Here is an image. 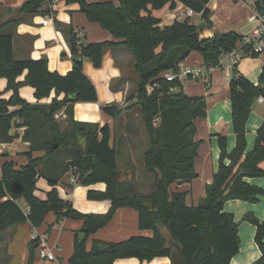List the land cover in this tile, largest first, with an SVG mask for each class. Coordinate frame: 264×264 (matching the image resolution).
<instances>
[{"label": "trees", "instance_id": "obj_1", "mask_svg": "<svg viewBox=\"0 0 264 264\" xmlns=\"http://www.w3.org/2000/svg\"><path fill=\"white\" fill-rule=\"evenodd\" d=\"M63 1L79 6V11L90 22L100 24L113 39L85 43L79 39L77 31L70 28L68 39L73 65L67 74H62L49 69L47 57L17 59L12 33L5 31L6 23L0 26V78L6 77L7 89L13 91L8 99H3L0 92V143L13 142L18 135L12 134V129L21 127H25L21 138L29 143L26 163L16 167V162L9 159L1 167L0 233L28 220L39 227L50 212L49 204L62 202L64 210L56 211V218L83 220L81 232L86 234L84 239L78 234L75 236L74 251L67 264H113L122 257L144 261L157 256L171 257L177 251L183 264H231V259L240 251V235L238 222L234 214L224 211V203L234 198L258 202L259 197L264 196V188L245 179L264 178V122L256 130L253 149L246 152V125L252 104L257 97H264V67L256 85L235 65L229 86L235 148L230 152L227 136L218 135L219 168L212 182L206 185L199 203L189 206L187 191H170V186L191 182L198 176L194 160L199 141L195 140L194 121L206 117V100L203 95H188L183 84L165 80L163 74L168 69H177V65L194 51L200 52L207 67L217 66L221 55L229 52L242 35L229 30L213 38H203L199 26L190 17L162 26L161 18L155 15V11L164 7L175 9L177 2H181L200 13L211 27V11L207 7L210 0ZM44 2L46 0H25L20 11L50 15L54 12L52 8L41 9ZM262 2L264 0H257L256 4L260 6ZM116 47H124L133 54L134 69L138 73L135 99L132 105L124 108L114 103L102 109L115 119L130 107L139 108L149 136L143 163L147 171L153 173L155 185V191L147 195L140 190L133 196L135 179H120V151L116 143H111L113 135L109 123L100 126L73 118L76 102L98 101L97 87L82 69L84 59L99 68L103 53ZM24 71L27 73L25 79L18 81ZM154 82H159L161 87L149 92L147 84ZM22 85L35 89L38 100L49 97L53 91L56 96L50 103H31L21 97L19 88ZM171 87L177 90L170 91ZM62 94L64 97L59 100ZM61 111L66 115L65 124L56 118ZM157 117L160 118L158 122ZM55 143L58 145L53 149ZM61 149H66L65 156H61ZM38 151L42 154L36 155ZM72 166L79 168L77 184H107L104 191L89 189L87 193L89 199L112 201L105 213H83L73 202L59 197L56 184ZM40 176L53 187L46 199L35 194ZM13 181L24 186L21 194L13 193ZM21 200L26 202L28 210L23 209ZM122 206L135 209L139 227L153 231V235L131 236L120 242L95 239L90 250L86 249L89 235L104 228ZM244 220L255 226L254 240L261 250V256L252 264H264V220L258 219L253 212L246 214ZM37 248L38 242L30 240L27 264H33L38 256Z\"/></svg>", "mask_w": 264, "mask_h": 264}, {"label": "crops", "instance_id": "obj_2", "mask_svg": "<svg viewBox=\"0 0 264 264\" xmlns=\"http://www.w3.org/2000/svg\"><path fill=\"white\" fill-rule=\"evenodd\" d=\"M60 1L64 4L65 8L63 10L58 6V0L44 2L41 8L42 11L47 8H52L54 11L50 15H46L43 12L34 14L21 12L20 7L25 0H0V26L2 23H6L5 29L12 33L14 54L17 59L47 57L50 70L67 74L73 65L68 39L70 28L73 27L76 31L84 32L82 41L84 42L86 38L85 43L112 40L113 38L100 24L90 22L86 15L79 11V6L76 4H65L63 0ZM99 1L101 0L90 2ZM228 2H231V0H210L207 7L212 11L219 4L225 5ZM241 2L242 4L237 3L236 5L237 8L242 10L241 12L229 13L223 20L213 24V22L217 21L214 14L212 16L213 20H211L212 26L201 29V37L209 38L213 37L215 32L225 33L229 32V30L236 31L241 35L252 32L254 25L249 21V15L252 12L253 4L257 1L242 0ZM52 3H54V6H52ZM180 4H183L187 8L184 3L177 2L175 9L169 8L163 14H158L163 9L155 11V15L159 16L162 20V26L171 24L176 19H182V9H178ZM129 52L124 47L107 49L103 53L102 63L99 68L95 67L89 59H84L82 69L94 83L95 87H97L98 101L76 102L73 109V118L75 120L95 122L99 123L100 126L109 123L113 135L111 143H116L117 146H119L118 142H120L122 137L118 133V122L122 117L124 120L126 119L124 116L125 112L114 119L103 111L102 107L107 104L116 103L119 107L124 108L130 101H134L135 99L134 95L137 90L136 78L126 70L127 64L133 57V54L130 52L131 56ZM259 56L253 57L252 65L248 64L249 61L247 60L242 61L244 58L237 64L239 72L256 85L259 84V76L264 67V54H262L261 59H258ZM249 65L254 66L255 69L250 70ZM26 74V71H24L18 77V81H23ZM211 86L212 84H210ZM19 89L21 97L31 103H50L53 97L56 96L55 91H53L49 97L38 100L35 97V89L31 86L22 85ZM0 92H5L4 97L1 96L3 99H8L13 94L12 90L7 89L6 77L0 78ZM63 97V94L59 95L58 99L61 100ZM257 101L261 105H264V102H260L258 99ZM11 109L14 110L16 107H11ZM231 110V99L228 88L220 95L214 96L211 94L206 102V117H199L194 121L197 132L195 140L199 141L198 155L194 160L198 176L191 182H185L184 184L175 183L170 186V191H187L186 203L189 206H195L199 203L202 196L205 195L206 185L212 182L213 175L219 168L218 161L221 149L218 144V135L224 134L227 136V148L230 152L235 148L236 133L233 130V115ZM61 113L66 117L64 111H61ZM249 115L246 125L248 131L246 135V152L253 149L257 137L256 130L264 122V107L252 108ZM24 129L25 127L12 129V134L17 133L18 137L13 142L0 143V179L2 177L1 167L6 160H14L16 167L21 166L28 160L25 153L29 151V143L21 138ZM38 154H42V151L36 152V155ZM226 163H229V161L226 160ZM262 166L264 167V162ZM65 176H67L66 179L63 177L60 181L65 188L66 196H61L59 193L58 186L60 181L56 184L60 198L73 202L74 207L83 213H105L110 208L112 201L109 199L95 200L87 198L89 189L104 191L107 184L98 182L88 185L87 191L83 190L82 198L79 200L76 198L77 191L80 188L79 184L71 185L68 182L70 174L67 173ZM40 177L37 180L36 186ZM245 179L248 183H255L264 188V178L262 177ZM48 186L50 188L46 190L44 197H39L36 193L37 191L35 192L36 196L46 199L47 192L53 189L51 185L48 184ZM20 203L23 209L28 210L26 202L21 200ZM224 211L234 214L235 220L238 222L240 235V251L231 259V264H252L261 256V250L254 240L256 228L252 223L245 221L244 216L253 212L258 219L264 220V196H260L258 202H248L240 198L229 199L224 203ZM45 218V221L39 227H34L28 220L0 233V264H27L29 256L28 243L31 240L30 234L34 229L40 234L44 232L49 234V245L54 248L56 260L50 261L42 257L40 258L38 255L34 259L33 264H67L74 251L75 236L81 233L83 220L69 218L58 220L53 212H49ZM138 235L152 236L153 231L141 229L139 227L138 212L131 207L122 206L117 209L114 218L104 228L89 235L86 249L90 250L95 239L104 242H120L131 236ZM171 263H173L171 257L167 256H157L152 260L144 261L135 257H122L113 262V264Z\"/></svg>", "mask_w": 264, "mask_h": 264}, {"label": "rangeland", "instance_id": "obj_3", "mask_svg": "<svg viewBox=\"0 0 264 264\" xmlns=\"http://www.w3.org/2000/svg\"><path fill=\"white\" fill-rule=\"evenodd\" d=\"M48 0H46L47 2ZM90 1H96V0H90ZM250 1V0H248ZM257 1V0H256ZM45 2V3H46ZM237 3L242 4L241 1H236V0H231V2L226 3L225 5L219 4L218 7L215 9H212L211 15L209 18L212 19V16L215 14V17L217 21L213 22H219L220 20H223L225 16H227L229 13H238L241 12L240 8H237ZM251 3V2H250ZM58 6L60 9H64V4L62 1L58 0ZM169 7H165L162 11H159L158 14H163L165 11H167ZM178 9H182V12L186 10V7L183 4H180L178 6ZM19 12V11H17ZM16 12V13H17ZM20 13V12H19ZM182 19L186 18L185 14H181ZM190 19H192V22L195 23L196 25H200V22L203 21L201 18V14L196 12ZM168 20V19H166ZM220 29V28H219ZM201 30V29H200ZM211 30V28H210ZM5 31H7L5 29ZM10 32V31H7ZM222 33H214L213 36L215 35H221ZM213 38V37H209ZM86 41V38L84 39V42ZM130 53V52H129ZM131 54V53H130ZM261 53L259 54V58L261 59L262 57ZM132 56V54H131ZM249 61L248 64L252 65V60H254L253 57H246L242 61ZM186 65L190 66L191 68H201L205 66V63L203 62V58L198 51L192 52L187 58L185 59ZM249 65V66H250ZM254 67V66H253ZM250 66V70L255 69ZM126 70L130 73V75L134 76L136 78V84H137V78H138V73L134 69V59L132 57L131 61L127 64ZM212 78L210 79V83L212 86L210 87V83H208L204 78L198 77V79H193L191 77L183 79L182 83L183 84V89L184 91L190 95V96H199L203 95L205 97V100L207 102V99L211 96V94L215 95H220L224 93L230 86V76L227 75V73L221 69H215L212 72ZM5 92H1V96L4 97ZM206 95V96H205ZM134 102L130 101L128 105H132ZM257 107H264V105H261L257 100H255L252 104V108H257ZM125 120L120 119L118 122V133L121 137L118 149L120 151L119 158H118V167H119V173H120V179L123 180H129V179H135L136 183L139 185V191L145 195L149 194L151 191V188L153 186V178L154 175L153 173L151 174L150 172L147 171L146 166H144L143 160H144V152L146 151L145 149L148 146V140L149 136L145 131L143 121L141 118V113L140 110L137 106H134V108L130 107L128 110L125 111ZM56 118L61 121L63 124H65V119L66 117L61 113L56 114ZM123 132V133H122ZM121 133V134H120ZM62 153L61 156H65L66 149H61L59 151ZM19 162V161H18ZM67 173L71 174V170L69 172L63 173L60 176V180H62L63 177ZM38 190H37V195L39 197H44L46 195V190L50 188L48 186V182L44 177H40L38 181ZM59 193L61 196H66L67 194L65 193V188L61 184V181L59 182ZM79 191H77L76 198L80 200L82 198L83 190L87 191V186L83 184H79ZM155 188V185H154ZM132 190H135V183L133 184ZM81 195V197H80ZM85 197V194H84Z\"/></svg>", "mask_w": 264, "mask_h": 264}, {"label": "built area", "instance_id": "obj_4", "mask_svg": "<svg viewBox=\"0 0 264 264\" xmlns=\"http://www.w3.org/2000/svg\"><path fill=\"white\" fill-rule=\"evenodd\" d=\"M242 1V0H240ZM54 6V3H52ZM186 17H192L196 12L187 7L186 10L183 11ZM249 21L253 23L254 29L250 33H246V35H242L240 41L232 48L229 52L223 53L219 59V63L214 67H204L195 69L186 65L185 60L180 62L177 65V69H168L164 72L163 76L165 80L174 81L177 80L179 83H182L183 79L193 78L198 79V77L204 78L208 83H210L212 72L215 69H221L227 73L228 76L231 77L232 72L235 68V65L239 63L246 56H252L253 54H261L264 52V2L261 3L260 6L253 4V9L251 14L249 15ZM77 36L79 39L83 40L84 32L77 31ZM211 84V83H210ZM161 85L159 82L149 83L147 84L146 89L150 92L155 88H160ZM177 90V87H171L170 91ZM257 99L260 102H264V97L259 96ZM160 120L159 117L156 118V122ZM76 166H72L71 174L68 179V182L72 184H77L79 179V173ZM31 240L38 242V255L40 258L47 259L50 261L56 260V255L54 252V248L49 245V234L39 233L35 229L31 232Z\"/></svg>", "mask_w": 264, "mask_h": 264}, {"label": "water", "instance_id": "obj_5", "mask_svg": "<svg viewBox=\"0 0 264 264\" xmlns=\"http://www.w3.org/2000/svg\"><path fill=\"white\" fill-rule=\"evenodd\" d=\"M206 27H208V24L206 23V22H204V21H202V22H200V25H199V28L200 29H204V28H206ZM255 100H257V99H255ZM58 144L57 143H55L54 144V146H53V149L57 146ZM11 187H12V191H13V193H15V194H21L22 192H23V189H24V186H22L19 182H17V181H13L12 183H11ZM139 191V185L137 184V183H135V190L133 191V196H135L136 194H137V192ZM151 191L153 192V191H155V188H154V184H153V186H152V188H151ZM48 210L50 211V212H53V213H56V211H63L64 210V203H62V202H56V203H50L49 204V207H48ZM79 237L81 238V239H84L85 237H86V234L85 233H83V232H81L80 234H79ZM177 246V248H179V246L178 245H176ZM171 260H172V262L174 263V264H183L182 263V257H181V255H180V252L179 251H177L175 254H173L172 256H171Z\"/></svg>", "mask_w": 264, "mask_h": 264}]
</instances>
